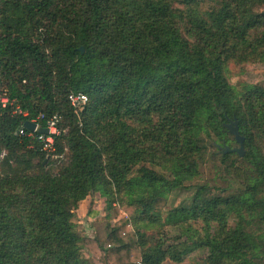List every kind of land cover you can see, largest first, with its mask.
Listing matches in <instances>:
<instances>
[{
	"label": "trees",
	"instance_id": "obj_1",
	"mask_svg": "<svg viewBox=\"0 0 264 264\" xmlns=\"http://www.w3.org/2000/svg\"><path fill=\"white\" fill-rule=\"evenodd\" d=\"M246 63L264 0H0V264H95L73 217L96 194L126 214L92 238L106 264H264V85L230 81ZM54 117L53 150L19 134ZM229 119L242 157L215 145H237ZM208 155L225 187L192 183Z\"/></svg>",
	"mask_w": 264,
	"mask_h": 264
},
{
	"label": "rangeland",
	"instance_id": "obj_2",
	"mask_svg": "<svg viewBox=\"0 0 264 264\" xmlns=\"http://www.w3.org/2000/svg\"><path fill=\"white\" fill-rule=\"evenodd\" d=\"M230 81L241 89L246 84H263L264 85V63H246L243 65L231 66ZM237 146V145H235ZM211 150V148H210ZM223 167H219V163L211 160L210 156L206 157V161L201 168V174L196 177L192 183H208L218 186L226 185L223 182ZM238 184L236 183V186ZM193 189H180L170 195L176 205L187 204L190 202ZM126 215L120 208L108 210L105 206L104 199L99 195H89L84 199L78 209L74 213L73 220L76 223L78 232L85 237L83 251L90 261L95 264H106L103 256L96 251L95 244L92 242L94 236L102 238L105 234L106 224H114L118 217ZM206 250L199 248L195 250L181 264H198L203 263L206 257ZM163 264H175L169 260Z\"/></svg>",
	"mask_w": 264,
	"mask_h": 264
},
{
	"label": "built area",
	"instance_id": "obj_3",
	"mask_svg": "<svg viewBox=\"0 0 264 264\" xmlns=\"http://www.w3.org/2000/svg\"><path fill=\"white\" fill-rule=\"evenodd\" d=\"M69 102L70 104L73 106L74 110L76 113H80L88 98L87 95L82 93V92H71L68 96ZM1 103L3 106H6L7 103H9V99L4 96L1 98ZM31 121L36 122L37 126L35 131L31 132L29 131V133H38L37 129L39 126H41L36 119H32ZM48 128V134H41L38 133V139L41 140V142L44 144V149L47 151L53 150V146H54V136L57 135L59 133V130L57 128V118H51L50 120H48L47 125L45 126ZM19 134L23 135L25 134V127H21L19 130Z\"/></svg>",
	"mask_w": 264,
	"mask_h": 264
},
{
	"label": "water",
	"instance_id": "obj_4",
	"mask_svg": "<svg viewBox=\"0 0 264 264\" xmlns=\"http://www.w3.org/2000/svg\"><path fill=\"white\" fill-rule=\"evenodd\" d=\"M80 50H81V52H83L84 48L80 47ZM238 123L239 122L237 119H229V121L224 124L228 133L233 135V137L237 143V146L230 147L229 145L226 144L225 141H223L222 144L215 143L216 147L218 148V150L221 154H226L229 152H235V153L239 154L241 157L244 155V153H245L244 136H242L239 132ZM36 126H37V123L33 122L31 120H26L24 122V127L31 132L35 131ZM37 132L41 133V134H48L49 131H48L47 127L39 126L37 129ZM47 159H46V161H47Z\"/></svg>",
	"mask_w": 264,
	"mask_h": 264
}]
</instances>
